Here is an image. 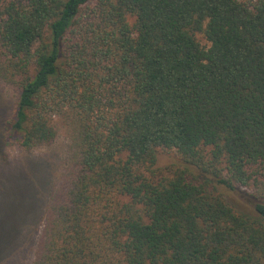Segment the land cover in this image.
<instances>
[{"label":"trees","instance_id":"16d2710c","mask_svg":"<svg viewBox=\"0 0 264 264\" xmlns=\"http://www.w3.org/2000/svg\"><path fill=\"white\" fill-rule=\"evenodd\" d=\"M0 81L74 151L28 264H264V0H0Z\"/></svg>","mask_w":264,"mask_h":264},{"label":"rangeland","instance_id":"374dc122","mask_svg":"<svg viewBox=\"0 0 264 264\" xmlns=\"http://www.w3.org/2000/svg\"><path fill=\"white\" fill-rule=\"evenodd\" d=\"M19 93L0 81V264H28L43 226L46 208L73 148L64 131L51 144L24 151L9 129ZM178 162L173 150L158 149V168ZM251 203L246 192L233 194Z\"/></svg>","mask_w":264,"mask_h":264}]
</instances>
